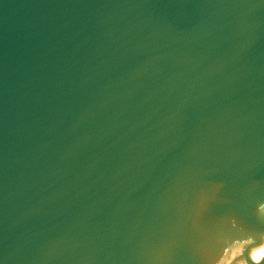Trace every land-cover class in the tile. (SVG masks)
Listing matches in <instances>:
<instances>
[{"label":"water","instance_id":"95a60500","mask_svg":"<svg viewBox=\"0 0 264 264\" xmlns=\"http://www.w3.org/2000/svg\"><path fill=\"white\" fill-rule=\"evenodd\" d=\"M263 245L264 0H0V264Z\"/></svg>","mask_w":264,"mask_h":264},{"label":"bare ground","instance_id":"6f19581e","mask_svg":"<svg viewBox=\"0 0 264 264\" xmlns=\"http://www.w3.org/2000/svg\"><path fill=\"white\" fill-rule=\"evenodd\" d=\"M251 260L254 261V263H258V264L264 261V245Z\"/></svg>","mask_w":264,"mask_h":264}]
</instances>
